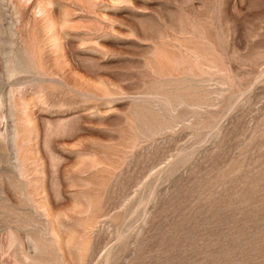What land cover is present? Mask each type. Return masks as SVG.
I'll list each match as a JSON object with an SVG mask.
<instances>
[{"label": "rangeland", "instance_id": "obj_1", "mask_svg": "<svg viewBox=\"0 0 264 264\" xmlns=\"http://www.w3.org/2000/svg\"><path fill=\"white\" fill-rule=\"evenodd\" d=\"M0 264H264V0H0Z\"/></svg>", "mask_w": 264, "mask_h": 264}]
</instances>
